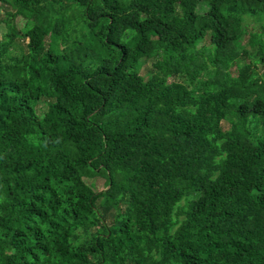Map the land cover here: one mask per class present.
I'll list each match as a JSON object with an SVG mask.
<instances>
[{
  "label": "trees",
  "instance_id": "16d2710c",
  "mask_svg": "<svg viewBox=\"0 0 264 264\" xmlns=\"http://www.w3.org/2000/svg\"><path fill=\"white\" fill-rule=\"evenodd\" d=\"M0 3V264H264V0Z\"/></svg>",
  "mask_w": 264,
  "mask_h": 264
},
{
  "label": "rangeland",
  "instance_id": "374dc122",
  "mask_svg": "<svg viewBox=\"0 0 264 264\" xmlns=\"http://www.w3.org/2000/svg\"><path fill=\"white\" fill-rule=\"evenodd\" d=\"M4 11H9V9L7 8V6H5L4 4L0 3V19H2L3 17V13ZM199 13H203L204 12V8H199L198 10ZM12 22L15 28L19 29L22 24H23V19L20 16H12ZM5 29L3 27V25L0 27V34L4 33ZM20 47L23 48V44L19 43ZM152 61L150 60H144L142 61V66H141V70L140 73L144 76H148L151 73V67H152ZM259 73H262V69L259 68ZM169 83H182L184 84L185 82L183 80H169ZM45 107L42 104H38L36 106V110L38 114H41L44 111ZM223 128L227 129V125L225 123H223ZM83 181L86 185L90 186L91 189L95 192H101L105 189V178L100 175V176H93L90 178H83Z\"/></svg>",
  "mask_w": 264,
  "mask_h": 264
}]
</instances>
